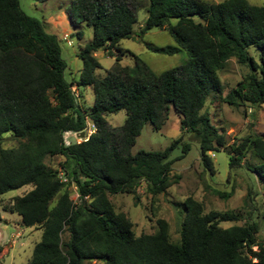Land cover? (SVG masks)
<instances>
[{
	"label": "trees",
	"instance_id": "1",
	"mask_svg": "<svg viewBox=\"0 0 264 264\" xmlns=\"http://www.w3.org/2000/svg\"><path fill=\"white\" fill-rule=\"evenodd\" d=\"M137 8V0L72 2L71 21L93 29L92 39L78 52L83 68L77 86H91L95 94L94 104L85 107L74 94L75 82L66 76L59 37L26 13L20 0H0V146L6 134L18 142L0 147V223L2 210L16 212L24 226L43 230L27 264H264L258 223L220 225L242 220L240 212H206L202 201L188 196L181 204L186 214L175 242L165 218L157 219L154 233L136 235L131 219L110 198L129 193L139 200L143 183L157 196L179 178L171 175L175 160L170 158L181 139L164 150L132 153L145 124L160 130L172 106L181 114V128L199 142L207 169L215 171L210 152L228 147L231 167H241L252 152L260 162L249 170L264 183V135L249 134L227 146L226 134L203 112L210 93L223 90L218 72L234 57L251 72L225 101L264 104V6L248 0H149L139 31ZM156 27L167 28L176 45L148 43V48L164 54L185 50L184 63L157 73L135 56V66L112 67L103 78L96 77L102 67L98 51L120 61L123 39ZM77 35L82 38L83 32ZM121 111L127 115L124 124L112 126L107 117ZM90 123L96 129L88 136ZM67 131L85 132L84 140L66 145ZM182 150L181 157L191 144ZM54 156L64 157L61 170L47 164L46 158ZM25 185L33 189L2 207L5 193ZM69 185L77 187V201Z\"/></svg>",
	"mask_w": 264,
	"mask_h": 264
},
{
	"label": "rangeland",
	"instance_id": "2",
	"mask_svg": "<svg viewBox=\"0 0 264 264\" xmlns=\"http://www.w3.org/2000/svg\"><path fill=\"white\" fill-rule=\"evenodd\" d=\"M74 0H47L44 2L36 0H20L22 9L31 16L37 17L45 22L49 17L55 18L50 27L56 34L62 46V56L68 63L66 76L68 80L74 81L78 94V102L85 107L92 106L95 94L91 86L78 87L83 68V60L78 52L92 39L93 29L85 23L74 24L68 16L69 9ZM138 23L135 30L139 31L147 18V7L149 0H137ZM220 2L224 0H206ZM255 5L264 6V0H248ZM199 20V17H195ZM176 20H173L175 23ZM64 24H66L64 26ZM46 26H49L48 23ZM55 26V27H54ZM65 28V30H64ZM78 31L83 32L82 38L77 35ZM50 32V33H52ZM155 44L160 47L176 45V41L167 28H153L142 36H134L131 39H123L121 47L124 52L120 53L121 60L109 56L105 50L95 54L101 63L96 69L95 75L103 78L108 69L117 67H133L136 64V57H139L153 71L160 73L169 68L184 63L188 59L185 50L174 54L157 53L148 48L147 44ZM250 52L258 59V52L254 47ZM251 72L248 65L240 64L237 59L231 58L226 67L218 72L223 83L221 92H212L207 98L203 112L209 113L213 123L226 134L227 146L235 140L249 134L258 133L264 135V104L254 107L249 104L240 106L230 105L225 101L226 95L237 86L238 82ZM126 76V74H124ZM128 78V76H126ZM126 112L121 111L107 117L112 126H121L126 119ZM0 147H15L18 142L8 137ZM181 139V144L174 149L170 159H174L171 175L179 176L176 182L168 188L166 193L153 196L148 193L143 183L139 189L140 199L137 200L134 194L120 193L111 195L117 211L125 212L131 219L136 235L154 233L157 230V219L165 218L170 223V234L173 241L178 242L181 237V225L185 218V209L181 205L188 197L193 196L202 201L206 212L217 210L221 212H240L243 219L240 221H222V227L242 225L248 222H256L259 225V237L264 238V183L249 170L260 159L249 153L243 165L231 167L228 147L210 152L213 162L214 173L207 169L201 159L200 144L193 135L181 128V114L172 106L168 118L160 130H156L152 123L145 124L142 133L137 137L132 147V153L139 150L157 151L164 150L174 140ZM190 143L191 150L183 154V144ZM181 157V158H179ZM64 160L62 156L47 157L49 166L61 170L60 163ZM72 198L77 201L78 192L75 185H69ZM33 189L32 185H25L21 188L11 190L2 196V207L8 206L17 196L24 195ZM233 192L230 197H222L216 191ZM9 224H0V264H27L32 258L34 247L42 239L41 228L26 227L21 217L16 212L1 211ZM65 237L67 235L65 234Z\"/></svg>",
	"mask_w": 264,
	"mask_h": 264
},
{
	"label": "built area",
	"instance_id": "3",
	"mask_svg": "<svg viewBox=\"0 0 264 264\" xmlns=\"http://www.w3.org/2000/svg\"><path fill=\"white\" fill-rule=\"evenodd\" d=\"M72 89H73V91H74L75 96L78 98V94H77V91H76V87L73 86ZM95 129H96L95 126H94L93 124L90 123V126L88 127V130H87V132H88V136H89L91 133H93V132L95 131ZM84 134H85V132H84ZM84 136H85V135H84ZM64 137H65V144H66V145L71 144L72 141H75V142L80 143L81 141L84 140V137H82V136H81V133H79V132H71V131H67V132H65Z\"/></svg>",
	"mask_w": 264,
	"mask_h": 264
},
{
	"label": "crops",
	"instance_id": "4",
	"mask_svg": "<svg viewBox=\"0 0 264 264\" xmlns=\"http://www.w3.org/2000/svg\"><path fill=\"white\" fill-rule=\"evenodd\" d=\"M45 23L47 24L48 23V25L49 26H46V28H47V30L49 31V32H52V30H53V28H51L50 27V24H52V23H54V25H57L56 27H61L62 28V26H59L60 24H57V21L55 20V18H48L46 21H45ZM66 24H64V26H65ZM55 27V26H54ZM58 28H56V30H57ZM56 30H53V31H56ZM64 30H65V28H64ZM53 33V32H52ZM97 54V53H96ZM2 217H3V222L2 223H6V224H9V219H7V218H5L4 217V215L2 214ZM1 224V223H0ZM31 228H35V227H31Z\"/></svg>",
	"mask_w": 264,
	"mask_h": 264
},
{
	"label": "water",
	"instance_id": "5",
	"mask_svg": "<svg viewBox=\"0 0 264 264\" xmlns=\"http://www.w3.org/2000/svg\"><path fill=\"white\" fill-rule=\"evenodd\" d=\"M84 135H85L84 132H82V133H81V136L84 137Z\"/></svg>",
	"mask_w": 264,
	"mask_h": 264
}]
</instances>
